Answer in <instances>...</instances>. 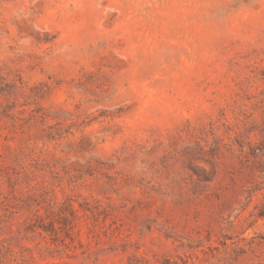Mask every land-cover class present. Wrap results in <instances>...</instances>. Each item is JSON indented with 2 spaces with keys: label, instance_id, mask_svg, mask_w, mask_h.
I'll use <instances>...</instances> for the list:
<instances>
[{
  "label": "rangeland",
  "instance_id": "374dc122",
  "mask_svg": "<svg viewBox=\"0 0 264 264\" xmlns=\"http://www.w3.org/2000/svg\"><path fill=\"white\" fill-rule=\"evenodd\" d=\"M0 264H264V0H0Z\"/></svg>",
  "mask_w": 264,
  "mask_h": 264
}]
</instances>
